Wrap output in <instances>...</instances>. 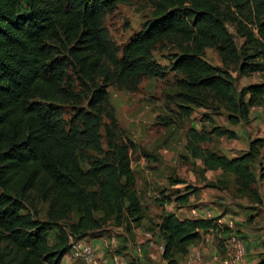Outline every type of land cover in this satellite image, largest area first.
<instances>
[{
    "label": "trees",
    "instance_id": "trees-1",
    "mask_svg": "<svg viewBox=\"0 0 264 264\" xmlns=\"http://www.w3.org/2000/svg\"><path fill=\"white\" fill-rule=\"evenodd\" d=\"M129 1L0 0V264H61L73 242L102 237L95 232L102 224L114 220L122 226L144 218L131 160L135 144L119 139L109 87L134 91L143 76L165 78L167 70L152 52L158 42L181 44L171 63L183 76L177 81L181 117L208 98L223 102L236 123L248 122L251 107L264 105V82L246 85L236 94V78L228 67L241 61L240 74L264 72V0H148L155 7L153 18L120 51L105 17ZM245 12L244 23L236 13ZM228 22L236 23L245 38L240 49ZM249 41L255 50H245ZM209 47L218 51L224 67L206 59ZM66 104L70 118L65 117ZM211 134L235 137L218 126L210 132L191 127V156L207 170L232 174L237 192L262 203L252 165L263 140L253 139L247 152L230 158L203 147ZM196 191L187 185L177 200L189 202ZM162 194L157 200L164 212L158 231L165 264H181L175 254L189 253L210 229L227 238L224 255L232 234L245 241L236 229L216 222L220 215L167 212L166 201L172 200ZM53 231L56 240L50 243ZM245 245L248 251V241Z\"/></svg>",
    "mask_w": 264,
    "mask_h": 264
},
{
    "label": "rangeland",
    "instance_id": "rangeland-1",
    "mask_svg": "<svg viewBox=\"0 0 264 264\" xmlns=\"http://www.w3.org/2000/svg\"><path fill=\"white\" fill-rule=\"evenodd\" d=\"M154 8L148 0H131L119 3L114 12L106 15L105 25L120 51L132 36L153 18ZM246 12L243 15L236 13L242 22L246 21L244 20ZM227 27L240 49L244 46L245 38L238 32L236 23L228 22ZM180 50L181 44L170 39L158 42L153 48L154 59L167 70L165 78L143 76L134 91L115 85L109 87L110 102L115 107L119 119V139L131 140L135 144L131 149V160L143 204L144 218L138 222L132 219L124 221L122 226L111 220L96 229L95 232L102 237L88 236L85 240L90 241L93 247L98 249L106 244V240L115 237L116 243L109 245L108 242L105 248L107 252L119 255L123 259V264L132 260H138L140 264H165L162 258L164 244L158 231V224L162 221L164 212L160 201H157L164 192L172 200L166 201L165 205L169 213L176 212L182 217H193L191 209L197 207L212 211L214 216L220 215L224 223L233 222L235 229L246 241L243 243L248 241L250 246V254L246 253L242 264H263L261 261L264 260V178L261 177V173L264 168V105H261V109L251 107L248 122L241 120L236 123L230 120L231 112L223 102L208 98L206 104L195 106L189 116L181 117L177 81L183 76L171 69V63ZM245 50H255L252 41L247 43ZM206 59L216 66L224 67L215 48L206 49ZM254 60H259V57H254ZM240 62H232L228 66L236 78V94L246 85L264 82V72L240 74ZM63 109L65 117L70 118L71 107L66 104ZM215 126L232 130L235 137L211 134L210 139L202 143L203 147L230 158L247 152L253 139L263 140L261 154L252 165V170L257 176L256 186L262 203L256 202L247 194L237 192L232 174L222 170H207L200 159L191 156L187 147L188 129L195 127L200 131L210 132ZM102 135L103 148L107 151L108 140L104 129ZM144 152L148 155H144ZM89 154L97 155L96 152ZM83 166L87 168L88 165L83 162ZM171 179H184V182L175 183L171 182ZM187 185L196 188L197 191L190 196L189 202L177 200L179 195L186 193ZM41 208L44 207L39 204L38 212L43 216ZM98 215L101 217L100 213ZM75 219L73 216L69 220ZM226 239L214 232L211 242L200 241L192 245L186 255L176 253L175 257L181 264H188L196 254H199L202 264H218V259L224 257L223 242L225 243ZM55 240L56 233L53 231L49 242L53 243ZM138 245L142 248L140 256L135 250ZM69 256L66 255L61 264H69L68 258L71 264H82L80 260H74Z\"/></svg>",
    "mask_w": 264,
    "mask_h": 264
},
{
    "label": "built area",
    "instance_id": "built-area-1",
    "mask_svg": "<svg viewBox=\"0 0 264 264\" xmlns=\"http://www.w3.org/2000/svg\"><path fill=\"white\" fill-rule=\"evenodd\" d=\"M252 108L261 109V105H255ZM191 214L193 217H200V218H214L215 216L212 214L210 210H201L197 207H192ZM219 225L227 224L230 229H235L234 223H224L222 218L217 219L216 221ZM213 229H210L209 232L203 234L204 242H211V237L213 236ZM211 235V237H209ZM105 246L115 244L116 238L112 237L110 240L105 241ZM226 253L223 258H219L218 264H242L244 262V258L246 256V245L245 242L243 243V239L239 238L238 236L232 234L229 237V240L226 242ZM136 252L140 256V252L142 248L140 245L136 246ZM136 253V254H137ZM70 257L74 260H80L82 264H98V259L96 255V249L93 247L90 241L85 239H81L78 241L73 242L72 250L69 253ZM113 263L114 264H123V259L115 254L113 256ZM217 259V258H216ZM188 264H202V259L199 254H196L194 259H192ZM217 264V263H216Z\"/></svg>",
    "mask_w": 264,
    "mask_h": 264
},
{
    "label": "crops",
    "instance_id": "crops-1",
    "mask_svg": "<svg viewBox=\"0 0 264 264\" xmlns=\"http://www.w3.org/2000/svg\"><path fill=\"white\" fill-rule=\"evenodd\" d=\"M105 248V245L102 247H98V249H96V255H97V259H98V264H114L113 263V256L115 255V253L109 251ZM248 254H250V249L248 250ZM67 262L69 264L70 263V258L67 259ZM76 262V261H75Z\"/></svg>",
    "mask_w": 264,
    "mask_h": 264
},
{
    "label": "clouds",
    "instance_id": "clouds-1",
    "mask_svg": "<svg viewBox=\"0 0 264 264\" xmlns=\"http://www.w3.org/2000/svg\"><path fill=\"white\" fill-rule=\"evenodd\" d=\"M105 245V244H104ZM68 255V254H67ZM70 257V256H69Z\"/></svg>",
    "mask_w": 264,
    "mask_h": 264
}]
</instances>
